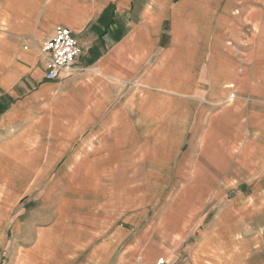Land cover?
I'll return each instance as SVG.
<instances>
[{"label":"crops","instance_id":"crops-1","mask_svg":"<svg viewBox=\"0 0 264 264\" xmlns=\"http://www.w3.org/2000/svg\"><path fill=\"white\" fill-rule=\"evenodd\" d=\"M162 257L264 264V0H0V264Z\"/></svg>","mask_w":264,"mask_h":264},{"label":"built area","instance_id":"built-area-1","mask_svg":"<svg viewBox=\"0 0 264 264\" xmlns=\"http://www.w3.org/2000/svg\"><path fill=\"white\" fill-rule=\"evenodd\" d=\"M42 54L46 60V79L58 80L74 70L81 47L70 29L59 26L53 37L44 43ZM154 264H166V259L159 258Z\"/></svg>","mask_w":264,"mask_h":264},{"label":"rangeland","instance_id":"rangeland-1","mask_svg":"<svg viewBox=\"0 0 264 264\" xmlns=\"http://www.w3.org/2000/svg\"><path fill=\"white\" fill-rule=\"evenodd\" d=\"M162 258H164V257H162Z\"/></svg>","mask_w":264,"mask_h":264}]
</instances>
